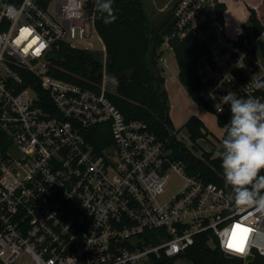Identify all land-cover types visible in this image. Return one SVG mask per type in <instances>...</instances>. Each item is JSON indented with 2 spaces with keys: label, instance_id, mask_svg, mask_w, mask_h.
<instances>
[{
  "label": "built area",
  "instance_id": "1",
  "mask_svg": "<svg viewBox=\"0 0 264 264\" xmlns=\"http://www.w3.org/2000/svg\"><path fill=\"white\" fill-rule=\"evenodd\" d=\"M220 5L178 0L160 46L175 52L189 35L206 46L194 101L218 124L230 120L229 104L217 110L229 92L264 99V28L229 35ZM0 28V264H176L200 237L244 262L264 257V210L237 208L223 187L190 175L166 140L113 102L119 78L96 0H0ZM61 45L98 55L97 78L53 75ZM99 126L111 139L96 149L88 135ZM237 226L248 229L243 252L228 246Z\"/></svg>",
  "mask_w": 264,
  "mask_h": 264
},
{
  "label": "trees",
  "instance_id": "2",
  "mask_svg": "<svg viewBox=\"0 0 264 264\" xmlns=\"http://www.w3.org/2000/svg\"><path fill=\"white\" fill-rule=\"evenodd\" d=\"M18 1L11 0L13 3ZM113 8L116 18L111 23L105 24L97 12V27L107 47L108 68L119 78L118 92L112 96L113 102L128 120L145 121L151 130L166 140L173 158L181 160L190 175L213 182L232 194L231 186L224 180L220 155L214 156L216 151L220 153L223 144L211 152L204 151L202 157L195 154L201 152L197 150L198 141L211 133L203 120L192 115L183 125L187 128L193 149L179 141L176 133H173L175 126L169 114V97L164 88L165 71L158 64L163 35L171 30L172 12L158 26L151 27L143 0H115ZM225 8L224 4L220 5L222 14ZM249 11L248 20L258 35L264 28V17H259L252 7H249ZM260 45L264 57V42ZM206 51V46L193 35L175 47L180 80L196 102L201 101L202 88L197 75V62ZM57 52L62 60L53 62V75L84 85L73 74L97 78L101 63L95 54L67 45H61ZM226 124L219 119V125L225 129L223 139L227 132ZM110 139V133L104 126L92 129L88 135V140L96 149L104 147ZM260 171H264V167ZM185 256L194 264H264V257L258 254L249 263L238 257H228L218 247L209 246L201 237ZM167 264H173V260Z\"/></svg>",
  "mask_w": 264,
  "mask_h": 264
},
{
  "label": "clouds",
  "instance_id": "3",
  "mask_svg": "<svg viewBox=\"0 0 264 264\" xmlns=\"http://www.w3.org/2000/svg\"><path fill=\"white\" fill-rule=\"evenodd\" d=\"M115 0H96V10L105 24L115 20ZM213 98H215L213 96ZM229 104L231 117L219 155L225 183L232 188L234 206L252 205L264 210V99L237 97L229 92L221 99ZM247 228L237 227L231 234L234 247L244 248Z\"/></svg>",
  "mask_w": 264,
  "mask_h": 264
},
{
  "label": "rangeland",
  "instance_id": "4",
  "mask_svg": "<svg viewBox=\"0 0 264 264\" xmlns=\"http://www.w3.org/2000/svg\"><path fill=\"white\" fill-rule=\"evenodd\" d=\"M177 1L178 0H143V5L145 7L146 12L148 13L151 27H156L157 25H159V23L162 22V20L169 15V13L171 12L172 8L174 7V5L176 4ZM249 1L257 4V2H259L261 0H249ZM155 3L158 5V7L154 6ZM261 4L262 5L260 6V9H259V16L261 18H263L264 17V4H263V2ZM262 21H264V19H262ZM250 24L251 23L248 21L246 23L247 27ZM232 25H233L232 29L229 31V33L231 35H237L242 31L241 24L237 25V21H234V23H232ZM161 55H163L162 58L166 57V60L170 63L171 67L175 64L176 55L173 52H169V51L160 52L159 58ZM97 57H99V56L97 55ZM158 64L161 67H165V63L163 64L162 60H160ZM165 69H166V67H165ZM167 71H168V69H167ZM169 71H171V69ZM179 98H180V100H179L180 104L178 105V107L179 108L181 107L180 110L182 109V112L185 111V112H183L185 115L194 106L191 104V102L189 101V99H187L186 96H184V97L182 96V98L181 97H179ZM186 110H188V111L186 112ZM197 116L203 120L206 127L211 132L209 134L210 135L209 141L206 138L200 139L198 141L199 145H198L197 150L201 151V152H204V151L210 152L214 148H218V145L220 143H222V141H220V140H221V137L223 138V136H222L223 135L222 134L223 129L218 124V122L216 120V115L212 114L211 112L207 111L206 109H202V108L197 109ZM176 125L177 126L173 130V133H177L184 140L186 145L191 146L192 141L189 138L187 128L183 127L184 121L182 123V121L176 120ZM171 179H172L173 183L174 182H177V183L182 182L181 178L177 174H173L171 176ZM176 264H194V263L189 258H187V259H178L176 261Z\"/></svg>",
  "mask_w": 264,
  "mask_h": 264
},
{
  "label": "crops",
  "instance_id": "5",
  "mask_svg": "<svg viewBox=\"0 0 264 264\" xmlns=\"http://www.w3.org/2000/svg\"><path fill=\"white\" fill-rule=\"evenodd\" d=\"M219 1L221 4H224L226 6L225 11L223 12V18H224V22H225L228 33L232 29V26H233L232 23H234V21H237V25L241 24L242 29L247 31V29L250 26L249 25L247 27L246 25V23L249 21L248 20L249 13H250L249 7H252L253 9H255V11L257 12L259 16V9H260V6L262 5L261 3L263 2L264 4V0L257 2V4L249 0H219ZM154 6L158 7L156 3ZM229 35L231 34L229 33ZM237 35H231V36H237ZM169 52H173V51H169ZM173 53L175 54V52ZM162 56L163 55L160 56L159 61L162 60V63L163 64L165 63V67H166V69L165 67H163L165 71L164 72V77H165L164 88L169 97V106H170L169 114H170V117L172 119L174 126L176 127L177 126L176 120L182 121V123L184 121V124H185L186 121L192 115H197V109L199 108L197 107L194 99L192 98L187 88L183 85V83L180 80V77H179L180 68H179V63H178L177 58H175L176 59L175 64L171 67L170 63L166 60V57L162 58ZM170 69L171 71H169ZM182 96L183 97L186 96L187 99H189L191 104L194 106L190 110L188 109L189 111L186 110V112L187 111L188 112L185 115L183 113L185 111L182 112V109L180 110L181 107L180 108L178 107V105L180 104L179 97L182 98ZM222 134H223V131H222Z\"/></svg>",
  "mask_w": 264,
  "mask_h": 264
},
{
  "label": "water",
  "instance_id": "6",
  "mask_svg": "<svg viewBox=\"0 0 264 264\" xmlns=\"http://www.w3.org/2000/svg\"><path fill=\"white\" fill-rule=\"evenodd\" d=\"M155 54H156V51H155ZM49 59L52 60V59H60V58H59V55H58L57 53H55V54H52L51 56H49ZM227 256H228V257H233L232 254H227ZM253 260H254L253 255H250V256H248V257L245 259V262H246V263H249V262H251V261H253Z\"/></svg>",
  "mask_w": 264,
  "mask_h": 264
},
{
  "label": "snow or ice",
  "instance_id": "7",
  "mask_svg": "<svg viewBox=\"0 0 264 264\" xmlns=\"http://www.w3.org/2000/svg\"><path fill=\"white\" fill-rule=\"evenodd\" d=\"M33 43H35V41H33ZM41 47H43V45H41ZM39 51V48L37 49V52ZM239 227V226H237ZM235 231V230H234ZM230 248H234V250L236 251H240V252H243L244 248L242 247H234L231 243V240L229 241V245H228Z\"/></svg>",
  "mask_w": 264,
  "mask_h": 264
}]
</instances>
